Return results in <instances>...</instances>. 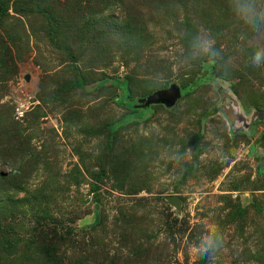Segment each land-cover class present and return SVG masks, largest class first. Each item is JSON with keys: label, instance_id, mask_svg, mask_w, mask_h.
Returning a JSON list of instances; mask_svg holds the SVG:
<instances>
[{"label": "rangeland", "instance_id": "rangeland-1", "mask_svg": "<svg viewBox=\"0 0 264 264\" xmlns=\"http://www.w3.org/2000/svg\"><path fill=\"white\" fill-rule=\"evenodd\" d=\"M204 29L216 66L191 55ZM254 43L227 0H0V264H264Z\"/></svg>", "mask_w": 264, "mask_h": 264}, {"label": "clouds", "instance_id": "clouds-1", "mask_svg": "<svg viewBox=\"0 0 264 264\" xmlns=\"http://www.w3.org/2000/svg\"><path fill=\"white\" fill-rule=\"evenodd\" d=\"M227 6L234 19L251 30L254 40V51L250 65L253 68L264 67V0H227ZM193 59L207 58L209 65L216 66L220 59L217 41L208 29L197 31L191 42ZM224 247L222 230L217 226L209 231L197 246L198 255L216 260L217 254Z\"/></svg>", "mask_w": 264, "mask_h": 264}, {"label": "water", "instance_id": "water-1", "mask_svg": "<svg viewBox=\"0 0 264 264\" xmlns=\"http://www.w3.org/2000/svg\"><path fill=\"white\" fill-rule=\"evenodd\" d=\"M181 99V90L178 86L172 85L168 89H162L158 90L151 95L145 97L141 101H138L137 106H150V105H165L166 107H172L174 106L179 100ZM227 110H230V106L227 107ZM259 119H261L264 116L263 112H258L257 114ZM229 123L232 127H234L236 124H241L242 127H236V131H240L241 129H248L249 124H247V119L244 117V115L238 110L235 109L233 111V114L229 117ZM173 199L169 200L170 202Z\"/></svg>", "mask_w": 264, "mask_h": 264}, {"label": "trees", "instance_id": "trees-1", "mask_svg": "<svg viewBox=\"0 0 264 264\" xmlns=\"http://www.w3.org/2000/svg\"><path fill=\"white\" fill-rule=\"evenodd\" d=\"M195 87H196L195 85L192 86V85L186 84V85L181 87V91H184L183 95L188 94V93H191L192 91H194ZM126 98H127L126 95L124 97H120V99L118 101L120 103V105H123L124 107H127L128 109H132L133 112H137L138 110H136L135 108H136L138 103L137 102L135 103V102L130 101V100H126ZM259 112H261V111H259Z\"/></svg>", "mask_w": 264, "mask_h": 264}]
</instances>
